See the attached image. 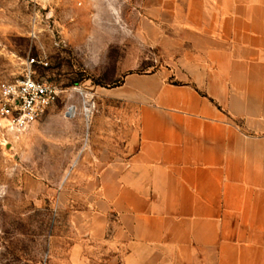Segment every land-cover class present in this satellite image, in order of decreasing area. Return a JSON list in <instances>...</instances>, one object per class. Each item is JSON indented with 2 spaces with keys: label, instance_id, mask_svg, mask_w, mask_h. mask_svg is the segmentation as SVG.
<instances>
[{
  "label": "crops",
  "instance_id": "obj_1",
  "mask_svg": "<svg viewBox=\"0 0 264 264\" xmlns=\"http://www.w3.org/2000/svg\"><path fill=\"white\" fill-rule=\"evenodd\" d=\"M173 2L166 66L111 90L136 129L102 113L57 264H264V0Z\"/></svg>",
  "mask_w": 264,
  "mask_h": 264
},
{
  "label": "rangeland",
  "instance_id": "obj_2",
  "mask_svg": "<svg viewBox=\"0 0 264 264\" xmlns=\"http://www.w3.org/2000/svg\"><path fill=\"white\" fill-rule=\"evenodd\" d=\"M173 1L0 0V82L35 58L47 62L35 76L59 89L23 130L0 118V264H57V247L90 201L89 150L110 146L97 129L102 113L125 112L127 134L136 129L135 106L111 90L126 73L166 66L158 41L174 35Z\"/></svg>",
  "mask_w": 264,
  "mask_h": 264
},
{
  "label": "built area",
  "instance_id": "obj_3",
  "mask_svg": "<svg viewBox=\"0 0 264 264\" xmlns=\"http://www.w3.org/2000/svg\"><path fill=\"white\" fill-rule=\"evenodd\" d=\"M35 65L47 62L30 58L19 76L0 82V118L11 130L28 127L58 98L55 85L35 76Z\"/></svg>",
  "mask_w": 264,
  "mask_h": 264
},
{
  "label": "bare ground",
  "instance_id": "obj_4",
  "mask_svg": "<svg viewBox=\"0 0 264 264\" xmlns=\"http://www.w3.org/2000/svg\"><path fill=\"white\" fill-rule=\"evenodd\" d=\"M88 110H86V112H87Z\"/></svg>",
  "mask_w": 264,
  "mask_h": 264
}]
</instances>
